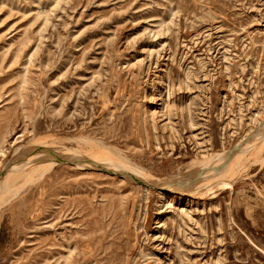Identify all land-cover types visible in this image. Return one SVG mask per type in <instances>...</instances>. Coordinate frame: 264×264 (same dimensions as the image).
<instances>
[{"label": "rangeland", "instance_id": "1", "mask_svg": "<svg viewBox=\"0 0 264 264\" xmlns=\"http://www.w3.org/2000/svg\"><path fill=\"white\" fill-rule=\"evenodd\" d=\"M41 142L131 174L19 181L0 264H264V0H0V174Z\"/></svg>", "mask_w": 264, "mask_h": 264}, {"label": "bare ground", "instance_id": "2", "mask_svg": "<svg viewBox=\"0 0 264 264\" xmlns=\"http://www.w3.org/2000/svg\"><path fill=\"white\" fill-rule=\"evenodd\" d=\"M36 145L38 147L37 149H17L15 152H17L19 156L15 157L6 165L4 163V167L2 166L3 169L0 174V201H4L9 195H12V193L17 191L18 187H16V185L19 181H21V184L33 182L34 180L40 178L45 172L50 170V168L53 167L54 164H56L61 158L79 156V160L85 159V162L89 164L93 163L94 161H102L103 163L105 161H110V165L123 168L127 167V165L125 166L124 162L115 161L108 154H99L96 149L94 150V148H87L88 150L83 149L84 147L79 149H70L63 147V144H56L55 142H41ZM221 159L222 158H219V156H215L214 160L208 161L209 159H207V162L204 163V166H214L216 163V169H223V166H219ZM241 161L242 158H239L235 162L230 160L229 163L224 164V167L227 166V168L230 169L235 165L240 166ZM126 169L125 171L131 174L132 168L128 169L127 167ZM207 172L208 170L206 171V174ZM205 184L206 182H204L203 185L198 188V191H201ZM222 188L223 185L218 183L217 186L214 185L210 187L208 193L206 191V194L213 193L214 191L221 190Z\"/></svg>", "mask_w": 264, "mask_h": 264}]
</instances>
